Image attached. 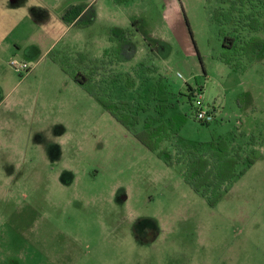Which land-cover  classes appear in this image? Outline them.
<instances>
[{
	"label": "rangeland",
	"instance_id": "374dc122",
	"mask_svg": "<svg viewBox=\"0 0 264 264\" xmlns=\"http://www.w3.org/2000/svg\"><path fill=\"white\" fill-rule=\"evenodd\" d=\"M228 6L0 0V264H264V62L236 71L220 60L213 14ZM88 7L96 12L88 28L64 21L70 9ZM132 20L136 51L111 71L157 66L147 75L151 83L161 76L164 119L182 118L184 144L222 140L239 156V175L214 206L187 185L184 163L167 166L135 139L143 117L128 131L57 62L74 72L79 54L102 59L110 29ZM140 83L113 93L131 99ZM198 109L213 120L198 121Z\"/></svg>",
	"mask_w": 264,
	"mask_h": 264
},
{
	"label": "trees",
	"instance_id": "16d2710c",
	"mask_svg": "<svg viewBox=\"0 0 264 264\" xmlns=\"http://www.w3.org/2000/svg\"><path fill=\"white\" fill-rule=\"evenodd\" d=\"M111 1L123 5L132 0ZM213 18L220 29L223 48L220 60L224 64L237 71L242 70L244 61L264 62V37L260 35L264 32V0H229L228 8L215 10ZM63 19L74 28L85 29L94 23L96 12L92 7L73 8ZM137 26L138 22L132 20L130 27H112L108 34L111 46L104 50L103 58L90 60L79 54V60L74 62V72L68 71L67 61H57L53 52L51 56L77 85L128 131L139 125L140 117H143L141 130L133 133L135 139L167 166L184 163V180L187 185L200 193L209 206H214L229 191L232 180L239 175L235 172L239 156L232 155L227 143L222 140L216 143L184 144L178 137L182 118L175 116L164 119L169 105L161 76L151 83L152 79L147 75V71L158 74L157 66L143 61L134 69L132 74L135 76L111 71L112 66L132 56H128L129 52L136 51L134 37L138 32ZM229 26H233L231 30L226 29ZM243 32L247 34L243 35ZM145 45L152 55H156L155 43L146 42ZM78 63L83 65L79 66ZM102 68H109L108 76L97 81L94 77ZM137 80L141 83L135 96L131 99H127V96L116 98L113 90L120 89L122 82L126 89L132 90ZM190 92L191 97L193 92ZM175 139L178 145L174 146V151L163 147V144ZM248 164L251 166L252 162Z\"/></svg>",
	"mask_w": 264,
	"mask_h": 264
},
{
	"label": "built area",
	"instance_id": "2783aa9c",
	"mask_svg": "<svg viewBox=\"0 0 264 264\" xmlns=\"http://www.w3.org/2000/svg\"><path fill=\"white\" fill-rule=\"evenodd\" d=\"M192 97L200 99L202 97L201 91L200 90L199 91H193ZM196 119L200 122L208 123V122H211L213 120V115L205 112L202 109H198L196 112Z\"/></svg>",
	"mask_w": 264,
	"mask_h": 264
},
{
	"label": "crops",
	"instance_id": "0c3cea01",
	"mask_svg": "<svg viewBox=\"0 0 264 264\" xmlns=\"http://www.w3.org/2000/svg\"><path fill=\"white\" fill-rule=\"evenodd\" d=\"M89 8V7H88ZM70 26H72V24H70ZM131 58V57H130ZM129 59V58H128Z\"/></svg>",
	"mask_w": 264,
	"mask_h": 264
}]
</instances>
